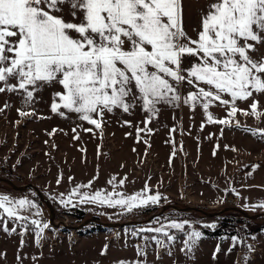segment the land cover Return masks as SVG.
Returning a JSON list of instances; mask_svg holds the SVG:
<instances>
[{"label":"rangeland","instance_id":"rangeland-1","mask_svg":"<svg viewBox=\"0 0 264 264\" xmlns=\"http://www.w3.org/2000/svg\"><path fill=\"white\" fill-rule=\"evenodd\" d=\"M211 2L214 0H183L184 27L192 39L200 30L201 12ZM66 19L72 17L66 15ZM259 52L264 55V48ZM195 63V58H187L183 67ZM62 91L58 84L44 87L28 104L23 92H0V165L17 174L15 183L37 186L54 208L51 222L48 207L32 187L16 189L0 182V196L12 201L26 199L34 205L20 213L27 217V229L0 209L4 217L0 220V264H264V221L249 225L253 230L243 237L209 235L198 227L213 223L214 216L227 206L237 205L250 213L264 210V94L253 93L259 118L252 114V97L237 100L238 111L230 117L231 103L224 106L213 101L207 112L202 103L195 108L183 103L190 91L198 92L197 87L185 84L179 87V106L158 105L155 116L139 105L129 113L115 110L105 114L103 127L97 129L77 113L51 110L54 102H60L55 94ZM208 113L215 120L231 123L209 122ZM5 174L0 170V175ZM86 185L90 187H83ZM77 188L82 195L101 192L114 199L120 198L118 194L127 198L147 189V195L161 199L150 204L154 206L150 210L132 212L106 203L83 202L81 195L73 194ZM69 199L72 204H65ZM172 205L221 211L207 215ZM74 208L106 221L135 218L129 222L135 225L78 231L85 218L77 220L72 215ZM170 208L181 212L168 211ZM32 220L49 225L39 243V229ZM172 222L184 223V230L168 227ZM162 226L175 236L174 241L162 233L144 231ZM191 231L200 232L201 238L189 255L186 233ZM156 239L167 247L158 245Z\"/></svg>","mask_w":264,"mask_h":264},{"label":"snow or ice","instance_id":"snow-or-ice-1","mask_svg":"<svg viewBox=\"0 0 264 264\" xmlns=\"http://www.w3.org/2000/svg\"><path fill=\"white\" fill-rule=\"evenodd\" d=\"M66 15L72 19L67 20ZM260 48H264V0H214L201 12L196 39L185 31L183 0H0V92H23L28 104L35 92L58 84L63 91L55 94L60 102H54L51 110L77 113L97 129L103 127L105 114L115 110L129 113L139 105L155 116L158 105L179 106V87L185 84L198 88L182 101L193 108L202 103L207 112L213 101L224 106L231 103L228 115L235 117V102L252 97V114L259 118L253 93L264 94ZM187 58H195L197 63L186 69ZM11 80L17 83L11 84ZM208 120L231 123L215 120L211 113ZM146 130L151 131L138 129ZM73 194L81 195L83 202L128 211L161 199L147 195V189L127 198L118 194L119 199L101 192L82 195L79 188ZM64 203L72 204V200ZM31 207L29 200L0 196L3 213L25 229L27 217L20 213ZM31 224L39 229V243L49 225L37 220ZM168 227L183 231L185 225L172 222ZM144 231L175 240L163 226ZM186 236V254L190 255L201 233L191 231ZM155 242L165 246L161 240ZM140 254L145 255L144 249Z\"/></svg>","mask_w":264,"mask_h":264},{"label":"trees","instance_id":"trees-1","mask_svg":"<svg viewBox=\"0 0 264 264\" xmlns=\"http://www.w3.org/2000/svg\"><path fill=\"white\" fill-rule=\"evenodd\" d=\"M0 170L5 172L6 173L5 177L10 178L12 181L19 178L17 176V174H15V172H13V170H9V168H5V166H3V165H0ZM0 182L8 185L7 183H5L3 181H0ZM151 207H154V206L149 204L147 206L137 207V208H134L132 210V212L137 211L136 209H140V208H142L144 211H147V210H150ZM168 211L181 212L179 209H173V208L168 209ZM72 215L77 220H81V219L87 217L86 211H84L82 208H74V212H72ZM91 216H94L97 219H100L102 221H106V219H107V218H105V220H104V219H102V217H100L97 214H93ZM214 217H215V221L213 223L198 224V227L200 228V230L202 232H205L209 235H221L224 233H228V234H236L240 237H243L246 233H249L253 230L249 225L264 221V215H259L256 218H249L247 216H243L239 211L233 210V209H227V210L221 212L220 214L215 215ZM128 218H131V216H128ZM134 219L135 218H131L128 220L133 221ZM127 224H129L130 226L135 225L133 223H127ZM105 227L106 226L103 225L102 223L90 221V222L86 223L85 225L81 226L80 228H78V231H82L83 229L84 230L85 229H87V230L88 229L89 230H91V229H103ZM63 229H66V227H64Z\"/></svg>","mask_w":264,"mask_h":264},{"label":"water","instance_id":"water-1","mask_svg":"<svg viewBox=\"0 0 264 264\" xmlns=\"http://www.w3.org/2000/svg\"><path fill=\"white\" fill-rule=\"evenodd\" d=\"M0 181H3L5 183H7L9 186H11L13 188H16V189H24V188H27V187H32L34 189L36 195L38 196V198L41 201H43L46 204V206L48 207V210H49V218H50V221L53 222L54 208H53L51 202L45 197V195L43 194V192L37 186L33 185L32 183H21V184H17L15 182H13L11 179H9V178H7L5 176H2V175H0ZM172 207H177L179 209H186V210H188V209L201 210L203 213H205L207 215H214L215 213L221 211V210H217V211H205V210L200 209V208H198L196 206H183L182 207V206L172 205ZM163 209H164V207L161 210H159L157 213L151 214L150 217H152L153 215L159 214L161 211H163ZM223 209H233V210H237L242 215L247 216V217H250V218H255L258 215L264 214V210L263 211H260V212L250 213L245 208L240 207V206H237V205L227 206V207H225ZM90 221L102 223L105 226H115V225L116 226H122V225L127 224V223L130 222V220H128V221H102L100 219H97L94 216H91V217L85 218L82 222H80L79 225L83 226L85 223H88Z\"/></svg>","mask_w":264,"mask_h":264}]
</instances>
